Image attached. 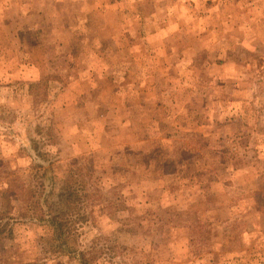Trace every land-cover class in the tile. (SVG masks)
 <instances>
[{
  "label": "rangeland",
  "instance_id": "obj_1",
  "mask_svg": "<svg viewBox=\"0 0 264 264\" xmlns=\"http://www.w3.org/2000/svg\"><path fill=\"white\" fill-rule=\"evenodd\" d=\"M7 188L0 264H264V0H0Z\"/></svg>",
  "mask_w": 264,
  "mask_h": 264
},
{
  "label": "trees",
  "instance_id": "obj_2",
  "mask_svg": "<svg viewBox=\"0 0 264 264\" xmlns=\"http://www.w3.org/2000/svg\"><path fill=\"white\" fill-rule=\"evenodd\" d=\"M68 179H66L63 182L62 187L60 188V192L58 193L59 196V204H57L56 207H53L50 203H46V207L47 210L45 213L42 212V210L40 209V207H38V205H36V203L34 202V200L32 201V203L34 202V205H32L33 207H26V209H38L37 211L40 212V214H37L35 216H33L35 214V212H33V215H30L32 217V219L35 220H39V221H43L46 222L47 225L49 227H51V237L49 238V240L51 241H60L59 244H56V247H58V249L60 250V246H66L67 249H62L67 250L68 252H72L73 254L76 255L77 260L81 261H85L88 262L87 259H85L86 257L83 256V252L79 251L77 252L75 248H71V246L69 245V239L73 238L74 234L76 235V228H75V224L71 222V220H66L65 217V212L69 210V207H67V203L72 202V200L75 199V197L78 196V192L77 189H75V187H73L72 185L69 184ZM72 184V182H71ZM13 190H11L10 188H7L5 190L0 191V194L2 196V198H4V200L6 201V204H8L9 199H11V196L13 195ZM74 197V198H73ZM31 206V205H30ZM5 215V213L0 210V220L2 219V217ZM6 224V223H3ZM1 225V224H0ZM4 226V225H2ZM1 232V230H0ZM96 251V250H95ZM93 253V252H92ZM87 260V261H86Z\"/></svg>",
  "mask_w": 264,
  "mask_h": 264
}]
</instances>
